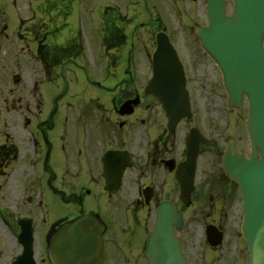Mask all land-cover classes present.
I'll use <instances>...</instances> for the list:
<instances>
[{
    "label": "flooded vegetation",
    "instance_id": "flooded-vegetation-1",
    "mask_svg": "<svg viewBox=\"0 0 264 264\" xmlns=\"http://www.w3.org/2000/svg\"><path fill=\"white\" fill-rule=\"evenodd\" d=\"M157 32L90 0H0V264L30 239L34 263L53 264L47 235L82 214L102 225V264H148L163 210L188 263L196 230L208 264L248 261L241 194L221 167L227 117L208 107L215 67L183 54L191 116L172 124L146 95ZM180 179H192L188 195Z\"/></svg>",
    "mask_w": 264,
    "mask_h": 264
},
{
    "label": "water",
    "instance_id": "water-1",
    "mask_svg": "<svg viewBox=\"0 0 264 264\" xmlns=\"http://www.w3.org/2000/svg\"><path fill=\"white\" fill-rule=\"evenodd\" d=\"M233 12L225 13V0H208V26H195L194 35L202 49L219 67L229 95L228 107L242 112L243 96L248 101L245 126L251 144L249 158L236 152L228 143L223 156L225 173L234 179L244 199L243 238L250 252V264H264V0H232ZM154 77L147 93L160 99L168 110L177 111L178 119L188 113V102L183 91L184 82L172 76L161 80L163 73L181 70L175 52L167 39L158 36V48L153 57ZM163 82V83H162ZM184 100L178 101L180 96ZM171 106V108H168ZM193 142L188 141L189 158ZM195 145V149L197 148ZM159 223L150 238L146 253L149 264H187L180 252L179 241ZM97 221L92 216H81L69 221L49 238L53 264H98L101 256V236ZM25 247L26 244H25ZM19 259L27 264L31 248H25Z\"/></svg>",
    "mask_w": 264,
    "mask_h": 264
},
{
    "label": "rangeland",
    "instance_id": "rangeland-1",
    "mask_svg": "<svg viewBox=\"0 0 264 264\" xmlns=\"http://www.w3.org/2000/svg\"><path fill=\"white\" fill-rule=\"evenodd\" d=\"M94 1L97 6L100 8L108 2H112L118 8V12L122 15H132L135 16L133 18H137L138 21H149L151 20L157 13L160 14L162 19L164 20L165 27L169 34H171V38L174 42L175 47L182 52H185L187 48H196L195 52H198L199 44L192 38L191 36V26L194 23L204 24L206 22L205 10L204 6L206 0H90V2ZM135 1V3H134ZM168 6V8H166ZM172 7L175 11L176 16L172 12ZM137 9V10H136ZM232 11V4L230 1L227 3V13L230 14ZM162 12V13H161ZM187 53V51H186ZM200 61H203L202 59ZM207 63V62H206ZM208 64V63H207ZM217 80L220 81L218 73L216 72ZM215 78V77H214ZM216 83V78L214 79ZM217 84V83H216ZM196 91V94H202L196 89L195 85L192 86ZM214 92L210 90V100L211 104L208 105L209 108L214 109V101H217L215 106L220 107L218 110H222V102L223 97L219 98V94H221L220 86L218 88L217 85L214 86ZM221 103V104H219ZM200 110V109H199ZM233 116V115H232ZM228 115V121L240 123L239 115L234 114L236 117H232ZM235 119L232 121V119ZM233 125H229L227 129H225V133L228 135L233 132ZM244 141L242 143V148L244 152H248V141L246 140V136L243 133ZM195 242H196V251L197 257L194 258V264H205L206 260H209L208 254L203 250V243L201 239L200 230H196L194 232Z\"/></svg>",
    "mask_w": 264,
    "mask_h": 264
}]
</instances>
